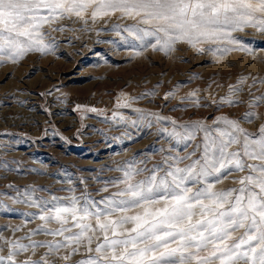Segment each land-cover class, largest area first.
<instances>
[{"label":"rangeland","instance_id":"1","mask_svg":"<svg viewBox=\"0 0 264 264\" xmlns=\"http://www.w3.org/2000/svg\"><path fill=\"white\" fill-rule=\"evenodd\" d=\"M95 7L43 25L44 51L0 59V264H81L97 257L104 232L94 215L73 221L66 214L63 228L71 231L64 235L52 234L59 222L40 216L74 201L95 212L126 199L116 194L128 184L198 159L206 131L230 130L225 120L247 133L264 126V31L255 21L230 36L162 49L153 47L154 37L135 38L137 29L149 27L141 17L107 10L93 19ZM186 131L193 138L180 140ZM242 175L232 172L215 190L238 187ZM77 223L90 226L86 236L66 240L80 232Z\"/></svg>","mask_w":264,"mask_h":264},{"label":"snow or ice","instance_id":"2","mask_svg":"<svg viewBox=\"0 0 264 264\" xmlns=\"http://www.w3.org/2000/svg\"><path fill=\"white\" fill-rule=\"evenodd\" d=\"M93 5V19L106 15L107 10L141 17L139 22L149 27L137 29L135 38L154 37L153 47L162 49L177 41L230 36L229 30H243L254 21L264 31V0H0V59L15 62L30 51H44L43 25L73 12L80 16ZM224 123L230 130L218 129L217 135L206 131L198 159L185 167L170 164L163 176L157 177L154 171L146 181L128 184L116 194L126 199L110 200L95 212L87 206L77 208L74 201L72 207L56 208L54 215L40 219L59 222L62 228L52 234L64 235L71 231L63 228L68 223L66 214L73 221L96 217L104 243L94 249L97 257L81 264H264V126L255 134L240 128L237 121ZM192 138L193 133L186 131L180 140ZM232 145L237 146L235 151H229ZM186 158L175 159L182 162ZM232 172L244 173L237 181L239 186L215 190V184ZM197 184L200 187L194 191L190 185ZM131 208L142 211L109 219ZM127 223L133 226L117 232ZM76 227L80 232L66 240L78 243L90 228L79 223ZM109 231L113 237L127 236L112 239ZM237 231L241 235L233 237ZM17 247L26 250L23 245Z\"/></svg>","mask_w":264,"mask_h":264}]
</instances>
